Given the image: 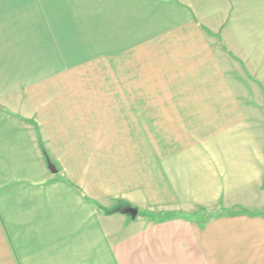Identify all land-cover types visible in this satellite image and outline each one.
Here are the masks:
<instances>
[{"label": "crops", "instance_id": "1", "mask_svg": "<svg viewBox=\"0 0 264 264\" xmlns=\"http://www.w3.org/2000/svg\"><path fill=\"white\" fill-rule=\"evenodd\" d=\"M230 8L0 0V264H264L263 141L236 119L211 35ZM124 117L163 125L146 155L132 153L138 166L125 165L123 146L71 157V125ZM218 203L241 211L204 225L188 216ZM118 206L137 215L109 212ZM148 210L187 215L149 221Z\"/></svg>", "mask_w": 264, "mask_h": 264}, {"label": "rangeland", "instance_id": "2", "mask_svg": "<svg viewBox=\"0 0 264 264\" xmlns=\"http://www.w3.org/2000/svg\"><path fill=\"white\" fill-rule=\"evenodd\" d=\"M230 6L229 18L221 23L217 34L211 35L214 40L217 38L223 45L224 48L220 51V57L225 61L223 68L234 78L233 85L238 110L242 111L241 114H236V119L251 125L263 141L264 147V0H230ZM218 14H220L219 11ZM213 20L222 21V18L218 15ZM175 116L172 115V121ZM223 116L227 120L229 115ZM124 120L127 125H114V123L111 125H71V155H75L71 157L78 156L76 155L77 150L83 149L85 160L89 159L86 153H91L92 157L98 158L100 148L103 152L105 144H107V154L122 152L121 147L123 146L125 165L138 166L141 155L134 157L132 153L146 155L148 137H161L164 133L163 125H153L149 129V125H131L127 117H124ZM191 124L199 125L196 122ZM72 162L74 165L84 166L83 170L87 169V164H93L88 161ZM95 164L98 165L100 162ZM96 174L99 175L98 172ZM261 195L262 199L258 195L256 201L264 200V191ZM238 208H227L218 203L207 207H197L193 212L188 213V216L192 215L197 220L211 219L241 211ZM256 212L264 214V205L256 209ZM181 214L187 215L184 211L171 213L145 211L149 221H158L168 216Z\"/></svg>", "mask_w": 264, "mask_h": 264}, {"label": "water", "instance_id": "3", "mask_svg": "<svg viewBox=\"0 0 264 264\" xmlns=\"http://www.w3.org/2000/svg\"><path fill=\"white\" fill-rule=\"evenodd\" d=\"M121 212L130 215L131 217H135L137 215V210L129 206L122 207Z\"/></svg>", "mask_w": 264, "mask_h": 264}, {"label": "trees", "instance_id": "4", "mask_svg": "<svg viewBox=\"0 0 264 264\" xmlns=\"http://www.w3.org/2000/svg\"><path fill=\"white\" fill-rule=\"evenodd\" d=\"M121 210H122V207L118 206V207L111 208V210H109V212H119ZM166 218H163V219H166ZM197 221L199 222L200 225H204L208 221V219H199Z\"/></svg>", "mask_w": 264, "mask_h": 264}]
</instances>
